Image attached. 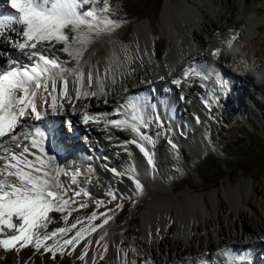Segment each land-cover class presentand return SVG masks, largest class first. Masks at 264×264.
<instances>
[{
	"label": "snow or ice",
	"instance_id": "obj_1",
	"mask_svg": "<svg viewBox=\"0 0 264 264\" xmlns=\"http://www.w3.org/2000/svg\"><path fill=\"white\" fill-rule=\"evenodd\" d=\"M8 3L15 14L0 17V37L7 35L11 47L20 55L7 54V67L0 66V250L19 254L29 249L33 255L47 254L55 261L57 255H71L82 240L107 225L111 217L98 211L86 217H73L74 212L88 207L78 197L90 194L72 189L60 179L62 174L68 175V171L61 170L57 158L42 146L55 130L42 127L40 122L49 109L56 115L63 109V101L72 103L73 92L75 100L106 97L114 90L117 80L129 73L132 57L123 50V60H117L114 52L103 73L92 65H88L87 73L84 71L87 62L82 63V60L88 47L96 37L119 26L109 15V0H103V7L98 6L100 0H8ZM86 5L91 7L85 8ZM235 39L234 34L226 41L227 46L231 47ZM57 45L62 47L57 48ZM56 52L64 53L69 59L62 60ZM212 55L218 58L220 50H214ZM70 63L72 67H68ZM190 74L201 81L209 78L196 65L183 70L184 82ZM173 83L179 86L182 80L174 79ZM217 83L222 88L227 86L223 79H218ZM199 86L207 87L204 83ZM107 102L105 99L104 103ZM205 106L210 107L208 101ZM149 108L156 109V105L139 97L125 98V103L113 113L86 112L82 120L86 125L103 122L106 127L131 132L133 139L123 143L135 145L152 165V153L146 145L154 141L142 129L148 128L152 119L161 127L164 121L158 113L150 118ZM109 115L120 118L100 119ZM67 123L70 127L71 121ZM169 144L173 149L177 147L171 140ZM111 171L114 175L126 176L134 185L135 191L127 198L133 199L143 192L134 164L123 172ZM76 182L77 174L73 170L72 183ZM108 195L111 200L125 198V194L117 196L114 191ZM122 207V204L116 205V208ZM53 212L60 213L65 226L49 231ZM97 219H101L100 224L94 223ZM106 235L104 232L95 241L105 252L107 244L101 245V241ZM91 244L92 241L87 240L78 259L85 260ZM216 255L223 258L217 264H245L246 261L230 248L221 249ZM100 258H104L103 254ZM197 264L211 262L205 258Z\"/></svg>",
	"mask_w": 264,
	"mask_h": 264
},
{
	"label": "rangeland",
	"instance_id": "obj_2",
	"mask_svg": "<svg viewBox=\"0 0 264 264\" xmlns=\"http://www.w3.org/2000/svg\"><path fill=\"white\" fill-rule=\"evenodd\" d=\"M163 1L109 0L111 8L109 15L119 26L110 33H103L95 39H117L118 34H123L124 38L129 40L135 25L138 23L147 24V19H150L152 31H154V40L161 42L159 39L162 35H160L159 28ZM190 1L195 4L201 1L210 5L209 0ZM249 5L246 12H244L243 24L239 25V19L236 24L239 29L232 30L229 35L231 38L234 34L236 35L232 46H227L223 53L215 59V69L206 73L209 76L208 80L199 81L196 78L200 82H198L199 85L201 83L207 85V87L199 86L200 92L197 95L200 93L202 99L208 101L210 114L214 115L219 121L218 123L212 118L215 125L211 133L212 144L219 154L215 155L209 151H203L200 148L202 145L193 139L192 143L188 146L185 145V141H188L194 133L188 123L186 114L180 119L177 117L179 120L174 127L176 128V142L172 139V133L174 134L175 131L174 124L171 122L169 124L164 122L163 127L160 125L156 127L152 119L150 126L142 130L151 136L154 141L153 144L146 145L152 153L153 163L150 171L154 173L153 168L157 165V170L161 171L157 175V179L163 188L171 191L174 195L190 194L198 200L202 210L201 212L198 210L193 212L184 238L177 235L178 225L173 223L174 220H170V225L173 223L175 232L167 233L164 225L159 227V235L156 229L146 236L141 230L140 221H127L125 219V225L118 231L124 234L125 244L123 250L129 256V264H153L156 258L159 259V256H167L168 248L160 247L161 250L164 249V253H161L159 249V243L162 242L164 245L165 238L169 241V252L171 251V254L174 255L178 251V247H181L179 252L186 257L191 258V253L197 254V256L204 255L210 260L211 264H217L218 260L211 255L209 257L208 253L209 250L215 254L220 251L218 249L219 238L231 239L233 243L239 245L250 243L249 238L251 236L254 240L256 237L264 241V235L259 229V222H264V0H252ZM98 6L103 7V0H100ZM0 7V9L5 8V4L0 2ZM88 7H91V5L85 6V8ZM124 17L127 19L125 20ZM255 20H259L261 24L258 30L253 26L249 27V24L255 22ZM203 21L204 17L200 20V23ZM247 29L249 30L247 31ZM195 30L197 34L201 35L198 25H196ZM6 37V35L2 36L0 41L5 42ZM223 38V40H217L215 43L218 44V42L224 41L226 37ZM165 40L167 43V39ZM198 49L199 51L201 49V53L210 54L205 47H199ZM100 50L104 53L103 48ZM94 51L95 49H92L90 54ZM163 52L165 51L161 49L157 53L161 55ZM100 60L103 61V56ZM186 62L188 60H182L180 64L172 69V72L182 70ZM205 62L196 65L202 69L206 67L204 66ZM163 66H165V63ZM218 79L227 82L226 88L220 87L217 83ZM172 109L175 111L174 106ZM58 112H62V109ZM64 125L65 121L62 120V129L65 128V131L67 126ZM125 134L124 140L109 139L112 146L110 152L105 153L103 149L97 150V153L101 154V156L98 154L101 158L110 156L111 162L114 161L116 164L113 168L109 167L110 170L115 169L117 172H123L129 167L130 161H137L135 148L129 146L130 144L125 146L123 143L132 140L133 136L129 131H125ZM77 138L82 137L78 136ZM169 140L174 144L179 142V146L172 154L164 152L169 145ZM221 146L226 153L232 156H226ZM92 147L90 146V148ZM86 151L91 154L89 149L86 148ZM74 158L75 156L69 155L64 161L72 163ZM160 159H162V165H158ZM170 165H173L176 170L171 169ZM190 165L196 170L192 169ZM61 170L68 171V175H62L75 190L88 191L89 194L94 193L99 201L114 202L116 200H111L108 193L114 191L119 196L123 191V194H126L123 214H134L135 217L139 218L141 210L138 208H142V205H139L140 201L137 197H133L135 202H133V199L127 198L134 192V185L132 182H128L126 176L114 175L113 171L102 174L97 170L94 171L90 165L81 161L77 162L76 167L72 166ZM73 170L77 174L76 183H72ZM139 170L140 167L138 172H140ZM140 174L144 177L147 171L144 172V175ZM220 176L222 177L219 178ZM240 182L247 185L246 190L243 192L242 197L233 202L228 189ZM261 191H263V194ZM253 195H256L254 199H252ZM202 198L206 201L208 210L204 209ZM136 207L138 208L136 209ZM239 212H244L245 216L242 217ZM243 228L248 229V232H244ZM117 235L119 236V232ZM192 237L196 239L192 240ZM82 250L83 246L74 254L64 255L63 257L57 256L64 260V264H75L77 262L78 264H91L89 255L94 256L96 254L95 249L89 246L88 257H85V259L87 258L85 261L78 259ZM256 252V255H259V250ZM250 261L251 259H246V262ZM52 262H54L52 259L48 261L50 264Z\"/></svg>",
	"mask_w": 264,
	"mask_h": 264
},
{
	"label": "bare ground",
	"instance_id": "obj_3",
	"mask_svg": "<svg viewBox=\"0 0 264 264\" xmlns=\"http://www.w3.org/2000/svg\"><path fill=\"white\" fill-rule=\"evenodd\" d=\"M236 1L237 0H209L210 5H208L206 3H202L201 1H198L195 4L190 0H164L160 13L159 29L160 35L162 36H160L159 39L161 42L158 41L159 44L154 40V31H152L150 19H147V24H136L132 30L129 40L124 38L123 34H118L117 39H95V42L88 47L83 56L82 63L87 62L84 64L85 73L88 71V65L94 66L95 68L99 69L101 73H103L109 62V59L113 56L114 52L116 53L115 58L117 60H123V50H127V53L132 57L131 63L129 65V73L123 78L117 80L114 90L111 91L106 97H101L100 99L92 98L90 100L83 98L80 100H75V93L73 92V102L69 103L67 100L63 101L62 112H58L56 115H53L51 109H49L48 115L40 123L42 127L46 129H54L55 131L54 134L49 136L46 144L42 146L46 148L48 153L54 155L57 158L56 163L60 166V168L66 169L72 166L76 167L77 162L79 163L80 161L84 164H90L91 167L94 166L92 163H96L95 166L98 164L103 168L104 166L106 167L104 171L98 170V172L104 174V172L108 173L111 171L109 167L113 168L116 166L114 161L111 162L110 156L107 158H101L97 151L95 152L96 155L94 157H89L88 153L82 154V152H76V150L73 149L74 145L80 146L78 144L82 142L81 138L76 137L65 142L60 140V120L66 119L67 122L71 121V124L75 125L74 130H78L81 133V136L86 135L92 140H100V146L102 147L101 149H103V152L107 153L112 148L109 139L117 138L124 140V137H126L125 131H120L118 129L112 128L111 126L106 127L103 122L100 124L89 123L86 125L82 120L84 113L111 114L115 111V109L120 107V105L124 102L125 97L132 98L135 97L132 96L133 93H138L137 97H139L142 101L146 100L147 102L156 105V109H148L149 117H154L158 113L160 118L165 123H173V128L176 125L175 123H177L178 120L183 117V115L186 114L188 117L192 118L191 110L195 105V97L197 96V93L200 92L198 82L201 80L198 78L199 81H197L196 78L190 74L189 79L184 82L183 70L190 65H196L204 61H206L204 65L206 67L202 68V70L205 71V74L207 72H212L215 69L214 62L217 57L213 56L212 52L216 49H219L220 54L223 53L224 49L227 47L226 41L231 39L229 35L232 33V30L239 29L236 25L239 19V25L243 24L244 12H246V9L250 6L249 3L252 2V0H239L237 3ZM0 2L5 4V8L0 9V12L6 13L8 15L15 14V10L11 8L8 0H0ZM214 9L217 10L215 11ZM241 16L242 18H240ZM203 17L204 21L200 23V20ZM124 18L125 20L127 19L126 17ZM196 25L199 26L201 35L197 34L195 30ZM251 26L258 30L261 27V24L259 23V20H255V22L249 24V27ZM248 30L249 29H247V31ZM68 35H72L70 30H68ZM224 36L226 37L224 41L218 42V44L215 43ZM0 39L2 40V37H0ZM165 39H167V43ZM165 45H167V47H165ZM59 47L62 46L57 45V48ZM199 47H205V49H207L210 54L207 53L206 55L201 53V49L200 51L198 49ZM102 48L104 49V53L100 52V49ZM92 49H95V51L94 53L90 54ZM161 49H163L165 52L161 53V55H158L157 52ZM7 54H12L13 56L20 55L16 49L11 47L8 38L6 37L5 42L0 41V66L2 67H7L6 61L9 58ZM56 55L60 56L62 60L69 59L62 52H56ZM102 56L103 61L101 62L100 59ZM24 59L26 60L27 58L24 57ZM184 59L185 61L188 60L185 65L186 67L184 66L185 68L182 67L184 69L180 71L178 70L179 72L171 74L172 69L180 64ZM164 63L165 66H163ZM68 67H72V63H70ZM174 79H181L182 83L177 86L173 83ZM149 81L150 83H156L158 85L156 88V95L158 98L162 99L163 105L159 102L157 103V101L152 102V98L149 100L146 93V88L150 84L148 83ZM109 87L113 86L109 85ZM164 89L167 90L165 91ZM129 93L131 95H128ZM105 99L108 101L107 104L104 103ZM173 106L175 111L172 109ZM152 110L156 111L157 113L155 115L152 114ZM117 118L120 117L115 115L100 117L102 121L105 119L112 120ZM153 120L155 122V126L158 127L160 124H158L155 119ZM67 122H65L66 126H68ZM27 123L31 124L33 122L27 121ZM174 131L173 137H171L176 142V128H174ZM71 132L72 131H65V133ZM189 140L185 141V145L188 146L190 143H192V139L189 138ZM25 143H27V141H25ZM178 144L179 142H177V144L175 143L176 146H179ZM200 145H202L200 148L203 151H209L215 155L219 154L214 145L209 146L208 144H204L202 142H200ZM129 146H133L135 148V152L137 153V161H130V164H134L135 167H137V171L140 167V172H138V174L143 184V192L137 197L140 201L139 205H142V208L139 206V208L136 207V209L138 208L141 210L139 218L135 217L134 214H123L124 203L126 201L125 198L121 201L116 200L114 202H104L99 201L94 193L88 196L82 194L80 197H78V200L86 202L88 207L81 209L79 212L73 213V217H86L93 211H98L99 213H107V215L111 217L107 225H104L103 228H98L96 232L87 236L71 253H76L77 250L84 246L87 240H91L92 244L90 246L96 251V254L94 255L95 264H129V256L126 253L127 256L125 258V250H123V245L125 244L124 234L118 231V229L125 225V219H127V221H140L141 230L146 236L150 235L156 229L158 231L157 234L159 235V227L164 225L167 233L175 232V226L173 223H177V235L184 238L186 236V228L189 225V219L193 212H196L197 210L201 212L202 210L198 200L190 194L184 193L181 195H174L171 191H167L165 188H163L157 179V175H159L161 172L159 169L157 170V165H155L153 168V171L155 172H151V165L148 164L146 158L142 153H140L139 149L133 144H130ZM176 148L173 149L169 144L165 148L164 152L172 154L175 152ZM58 150H62L59 159L56 156ZM16 151H20V149H17ZM69 155L76 156V159L74 158L72 163H66V161H64L69 157ZM92 158L93 162L91 161ZM162 163V159H160L158 161V165H162ZM97 169H99V167H97ZM145 171H147V174L144 177L141 176L140 173L144 175ZM60 179L65 183V185L74 189V187L70 185L68 181H66L63 175H61ZM127 180L128 182H131V180ZM164 181L166 182L165 178ZM246 187L247 185L244 182H240L229 187L228 193L233 202L239 199V197H242ZM133 190L135 191L134 188ZM83 191L84 190H82V192ZM261 193L263 194V191H261ZM69 195H71V193H69ZM255 197L256 195H253L252 199ZM98 201L102 203L98 205ZM201 201L204 209L208 210V205L204 198H202ZM117 204H122L123 207L116 208ZM109 209L114 211L109 212ZM239 215L242 217L245 216L244 212H239ZM50 217L53 222L49 224V231L65 226L61 219L60 213L53 212L50 214ZM170 220H174L175 222L170 225ZM70 222L71 218L69 223ZM94 223L100 224L101 219H97ZM259 229L262 232V235H264L263 221L259 222ZM243 231L248 232V229L243 228ZM104 232H106L107 235L105 236V239L101 241V245L107 244L106 252L104 251L103 247L98 246L95 243V241L98 240L100 235H102ZM118 232L119 236L117 235ZM194 239L196 238L192 237V240ZM164 242V245L162 242L159 243V249L160 247L168 248V254L167 256H159V259L156 258L153 264H197L198 261L206 258L204 255L197 256V254L194 255V253L190 254L191 258L186 257L183 253L179 252L181 247H178V251L173 255L170 253L171 251L169 252L170 244L168 239L165 238ZM249 242L250 243H243L242 245H239L233 243L231 239L219 238L218 249L221 250L224 248H230L235 254L242 255L246 259H251L250 262L245 261V264H258V262H260V264H264V245L262 246L264 241L261 238L256 237L254 240V238L251 236V238H249ZM257 250H259V255H256ZM161 253H164V249L161 250ZM101 254L104 256L103 259L100 258ZM208 255L209 257L210 255L216 257L218 261L223 259L222 257H218L211 250H209ZM89 256L90 259H88L90 260L91 264H93V255ZM50 259V256L47 254L43 256L39 253L33 255L32 251L29 249H23L19 254L16 252L5 253L4 251L0 250V264H24V262H26V264H50L48 263ZM52 264H64V260H62L60 256H57L56 260L52 262ZM75 264H78V262Z\"/></svg>",
	"mask_w": 264,
	"mask_h": 264
},
{
	"label": "water",
	"instance_id": "obj_4",
	"mask_svg": "<svg viewBox=\"0 0 264 264\" xmlns=\"http://www.w3.org/2000/svg\"><path fill=\"white\" fill-rule=\"evenodd\" d=\"M191 115L192 118L188 117V123L194 133L190 136V139L197 140L199 144L202 142L213 146L211 133L215 124L210 114V108L205 106V101L202 99L200 93L195 97V105L194 108L192 107ZM197 118H199V122H197ZM217 147L219 148V146Z\"/></svg>",
	"mask_w": 264,
	"mask_h": 264
},
{
	"label": "trees",
	"instance_id": "obj_5",
	"mask_svg": "<svg viewBox=\"0 0 264 264\" xmlns=\"http://www.w3.org/2000/svg\"><path fill=\"white\" fill-rule=\"evenodd\" d=\"M213 116V118L216 120V122H218L219 123V121L215 118V116L214 115H212ZM221 148H222V150H223V147L221 146ZM254 149V148H253ZM224 151V150H223ZM225 152V154H226V156H232V155H230V154H228V153H226V151H224ZM188 163L190 164V161L188 160ZM191 166V165H190ZM192 167V169H194V170H196L193 166H191ZM170 168L171 169H173V170H176L175 169V167L173 166V165H170ZM222 176H220L219 178H221Z\"/></svg>",
	"mask_w": 264,
	"mask_h": 264
}]
</instances>
